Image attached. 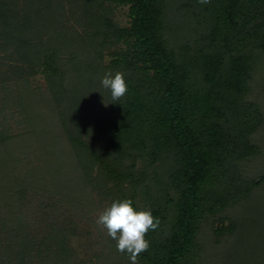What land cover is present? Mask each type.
Returning <instances> with one entry per match:
<instances>
[{"label":"trees","instance_id":"16d2710c","mask_svg":"<svg viewBox=\"0 0 264 264\" xmlns=\"http://www.w3.org/2000/svg\"><path fill=\"white\" fill-rule=\"evenodd\" d=\"M66 1L82 32L0 0V37L30 70L10 101L31 125L0 122V264H77L73 218L93 221L101 193L159 219L138 264H264V0H61L58 13ZM117 71L128 91L113 100L101 79ZM37 197L49 228L34 234Z\"/></svg>","mask_w":264,"mask_h":264},{"label":"rangeland","instance_id":"374dc122","mask_svg":"<svg viewBox=\"0 0 264 264\" xmlns=\"http://www.w3.org/2000/svg\"><path fill=\"white\" fill-rule=\"evenodd\" d=\"M8 1L10 2L12 0ZM15 1L17 5L16 11L20 15L19 21H28L24 18L25 15H28L27 12H33L32 16H34L36 14L35 12H38V10L42 8L45 12H47V17L50 18V20L48 19V21L54 22L53 27L55 30H60V28L65 25V28H75L78 29L79 32L83 31L78 23V21H85V19L81 17V9L71 4V2H64L66 4L64 5V9H59V11L65 14L61 18H57L60 15V12L58 13V10H55V8L57 9L59 7L58 2H60L61 0H37V2L34 4L31 3V0ZM47 2H50L49 4L51 8L48 6ZM116 19L120 23L127 22L125 8H119L116 11ZM29 27L30 28L27 27V29L30 31L25 30V34L29 36L33 35V39H35L36 34L40 35L41 32H43H37L34 27ZM42 30H45V28H43ZM46 30L48 29L46 28ZM20 51L21 50L16 45H14L13 43L8 44L0 37V122L6 121L11 129V132L14 134H17L20 131H26V129H31V125H26L24 121V114L22 113L21 108L16 105L15 101H10L12 100V96H10V93L17 89V81L27 77L30 71L29 65L24 61ZM22 66L25 70H22ZM30 80L34 85H38L41 88V91L46 90L48 82L46 78L41 75V73L35 72L30 77ZM16 94L18 93L16 92ZM257 95L262 101L261 98H264V92L258 90ZM261 139L264 143V135L261 137ZM32 142L33 146H35L36 142L34 140ZM18 156L22 157L23 160H27V158L29 157V159L33 158V155L30 152L25 153L24 156L22 154H18ZM34 161L36 164L39 163L36 159H34ZM256 166L259 169H264V157L259 161L258 164H256ZM75 185L74 187H77ZM32 192L33 191L31 189L28 191V199H30ZM96 202V207H93L94 209L92 208L93 221H90L83 216L73 218L74 222L72 223V226L74 227L75 231L72 237V246L76 254V259L78 261L77 264H130L128 259L114 258L112 256H109L110 250L105 245V238L109 236L107 235L106 230L96 223V219L98 218L99 213L112 203L111 199L105 194L101 193L96 196ZM32 206L34 207H32V215L30 214L32 220L29 219L32 222L30 231L34 234H37L38 232L45 231L49 228L43 221V218L45 217L44 214L48 213V211L46 210V208H44V206H42L41 200L38 197L36 198L35 203ZM64 210L65 211H63V215L60 218V225L62 224L63 226L70 223V219L72 217V212L70 209ZM227 241L228 238L226 239V242ZM213 245L214 244L212 243H209L208 245L210 246V248L208 247V249L211 250L208 253L209 255H212L214 252ZM99 253H102V256L98 257ZM212 257L214 256H208L207 259H210V261H212Z\"/></svg>","mask_w":264,"mask_h":264},{"label":"clouds","instance_id":"9594fccd","mask_svg":"<svg viewBox=\"0 0 264 264\" xmlns=\"http://www.w3.org/2000/svg\"><path fill=\"white\" fill-rule=\"evenodd\" d=\"M201 4L210 3V0H198ZM103 88L108 89L113 100L122 98L128 91V85L122 72H107L101 79ZM97 225L106 230L107 235L116 241L117 251L127 254L130 264H138V257L150 247L145 239L146 234L155 231L160 224L151 210L133 207L131 199L113 201L96 219Z\"/></svg>","mask_w":264,"mask_h":264}]
</instances>
